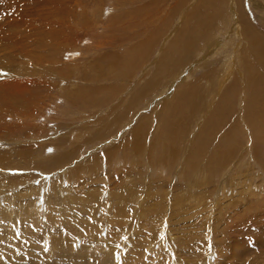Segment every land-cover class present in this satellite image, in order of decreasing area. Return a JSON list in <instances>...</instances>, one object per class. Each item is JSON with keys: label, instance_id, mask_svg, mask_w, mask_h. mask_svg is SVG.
Returning a JSON list of instances; mask_svg holds the SVG:
<instances>
[{"label": "rangeland", "instance_id": "374dc122", "mask_svg": "<svg viewBox=\"0 0 264 264\" xmlns=\"http://www.w3.org/2000/svg\"><path fill=\"white\" fill-rule=\"evenodd\" d=\"M0 264H264V0H0Z\"/></svg>", "mask_w": 264, "mask_h": 264}, {"label": "bare ground", "instance_id": "6f19581e", "mask_svg": "<svg viewBox=\"0 0 264 264\" xmlns=\"http://www.w3.org/2000/svg\"><path fill=\"white\" fill-rule=\"evenodd\" d=\"M249 29H250V28H249ZM250 32H251V31H250ZM248 36H249V35H248ZM253 37H254V36H253ZM253 39L256 41L257 39L260 40L261 38L258 36V37H254ZM253 39H252V40H253ZM261 41H262V40H261ZM255 46H257V45L255 44ZM229 64H230V63H229Z\"/></svg>", "mask_w": 264, "mask_h": 264}]
</instances>
